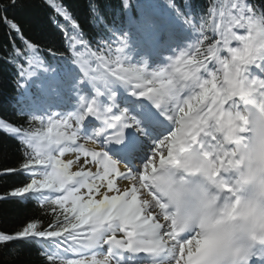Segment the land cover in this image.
Wrapping results in <instances>:
<instances>
[{
    "label": "snow or ice",
    "instance_id": "obj_1",
    "mask_svg": "<svg viewBox=\"0 0 264 264\" xmlns=\"http://www.w3.org/2000/svg\"><path fill=\"white\" fill-rule=\"evenodd\" d=\"M134 3L88 0L90 32L69 6L52 5L49 22L62 35L64 51H59L25 38L15 18L25 7L20 0H0V23L16 52L0 57L16 69L3 84L14 86L15 115L23 121L0 118V132L17 140L23 155L17 167L0 171L20 178L0 199L35 201L41 216L50 218L46 223L38 216L13 234L0 233V248L16 245L14 255L35 252L41 264H198L193 257L201 237L180 233L165 204L154 207L157 197L149 181L159 166L180 164L190 152L203 155L213 177L231 163L232 146L245 132L244 113L255 98L264 97V0H221L214 42L204 28L212 13L198 12L193 0H162L169 24L137 3L140 18L129 15L124 29H117L109 10L127 12ZM193 38L194 44L186 43ZM17 39L23 49L16 48ZM233 40L239 46H231ZM154 46L166 54L156 63L163 67L150 72ZM37 123L40 132L32 130ZM45 126L55 134L44 132ZM65 152L76 158L61 159ZM73 165L79 170L72 171ZM117 179L129 184L121 191ZM222 187L231 191L227 183ZM97 194L102 198H94ZM248 264H264V245Z\"/></svg>",
    "mask_w": 264,
    "mask_h": 264
},
{
    "label": "clouds",
    "instance_id": "obj_2",
    "mask_svg": "<svg viewBox=\"0 0 264 264\" xmlns=\"http://www.w3.org/2000/svg\"><path fill=\"white\" fill-rule=\"evenodd\" d=\"M244 114L243 138L232 146L235 155L220 175L211 176L209 162L198 152L151 173L154 207L165 204L180 233L201 237L193 257L198 264H248L264 245V97L255 98Z\"/></svg>",
    "mask_w": 264,
    "mask_h": 264
},
{
    "label": "trees",
    "instance_id": "obj_3",
    "mask_svg": "<svg viewBox=\"0 0 264 264\" xmlns=\"http://www.w3.org/2000/svg\"><path fill=\"white\" fill-rule=\"evenodd\" d=\"M61 2L70 7L73 15L85 31L90 32L92 30V26L89 23L88 0H50V3H45V0H20V3H23L25 7L17 10L15 18L23 29L25 38L32 43L41 44L46 49L49 46H54L59 51H64L60 31L56 30L49 22V17L55 15V10L52 5ZM193 2L198 12L210 11L212 13L205 18L206 23L204 28L206 29L205 34L211 37L209 42H214L217 36L212 31L214 25L213 19L216 18L221 0H193ZM137 3L141 4L142 10L145 13H151L162 24H164L162 20L163 15L168 14L171 16L165 9L162 0H136V3L127 12L121 11L114 14L109 10V20L112 21L117 29H124L129 15L136 20L140 18L141 8L136 6ZM0 15H3V13H0ZM8 16L11 19L12 13L9 12ZM56 19L64 23L59 16H56ZM12 35L15 36V33ZM136 36L137 34L133 31L132 39ZM144 39L147 40V38ZM15 44L17 49H23L25 47L19 39L15 41ZM5 46H7L8 51L5 50ZM204 47L206 48L207 44ZM9 52H11L12 56L16 55V52L12 51V45L9 42L6 27L3 23H0V57L7 56ZM44 55L47 57V52ZM26 59V57H22L21 60L25 64V67H27ZM15 71L16 69L12 64H6L3 59H0V118L23 123L15 115L18 97L16 96L14 86L9 84L5 87L3 84L5 80L11 81L15 75ZM29 88L35 93L34 83L30 82ZM32 130L34 132H40L41 127L39 123L32 126ZM43 131L46 132L45 127ZM22 160L21 146L17 140L0 132V171L7 168H15ZM19 181L20 178L14 175L0 176V197L8 196L12 190L19 186ZM38 216H41V214L35 201L15 198L0 199V233L13 234L29 219H35ZM41 218L46 223L50 219L49 217L43 216ZM14 247L17 246L9 245L7 248H0V264H41V261L37 258V253L24 250L14 255L12 253V248Z\"/></svg>",
    "mask_w": 264,
    "mask_h": 264
},
{
    "label": "bare ground",
    "instance_id": "obj_4",
    "mask_svg": "<svg viewBox=\"0 0 264 264\" xmlns=\"http://www.w3.org/2000/svg\"><path fill=\"white\" fill-rule=\"evenodd\" d=\"M174 129H173V131L176 129V127H177V125H173L172 126ZM168 135V134H167ZM161 138H163V137H161ZM164 154L166 155L167 154V151H166V149H165V151H164ZM61 158H63L65 161H67V160H74L75 158H76V156H75V154L74 153H70V152H65V154L61 157ZM83 160V157H81V161ZM89 161H91V157H89ZM142 162V161H141ZM140 161L139 162H137V167H139V168H142L143 166V163H141ZM123 164H121V169L123 170ZM79 169H78V167L76 166V165H73V167H72V171H78ZM91 170L92 171H95L96 169H95V166L93 165V166H91ZM129 184V182L127 181V180H124V181H120L119 179H117V187L118 188H120L121 189V191L123 190V188L125 187V186H127ZM102 192L103 191H107V189L106 188H104V189H102L101 190ZM115 194H117V193H115V192H109V195H115ZM94 198H96V199H100V198H102V196H100L99 194H97ZM173 264H174V262H173Z\"/></svg>",
    "mask_w": 264,
    "mask_h": 264
},
{
    "label": "rangeland",
    "instance_id": "obj_5",
    "mask_svg": "<svg viewBox=\"0 0 264 264\" xmlns=\"http://www.w3.org/2000/svg\"><path fill=\"white\" fill-rule=\"evenodd\" d=\"M234 30L236 31L237 35H247V34H248L247 31L244 30V29H234ZM231 46H233V47H237V46H239V42L233 40V41L231 42ZM177 54H179V53H177ZM224 54H226V53H224ZM158 68H159V66H158L155 62H152V63H149V68L147 69V71H150V72H151V71H156ZM221 75H222V73H221ZM162 82H163L162 80L157 81V82H156V86L158 87ZM173 129H174V128H173ZM173 129L171 128L170 130L173 131ZM46 130H47V132H48V127H47V126H46ZM55 131H56V130L53 128L51 132H48V134H49V135H54V134H55ZM165 135H166V134H165ZM60 158H61V157H60ZM61 159H63V158H61ZM141 163H143V161H142ZM142 166H143V165H142ZM141 169H142V168H141ZM81 192H82V194L87 193V189H82Z\"/></svg>",
    "mask_w": 264,
    "mask_h": 264
}]
</instances>
